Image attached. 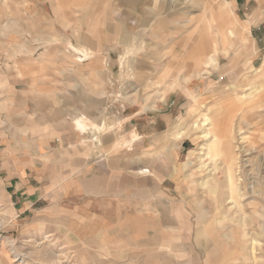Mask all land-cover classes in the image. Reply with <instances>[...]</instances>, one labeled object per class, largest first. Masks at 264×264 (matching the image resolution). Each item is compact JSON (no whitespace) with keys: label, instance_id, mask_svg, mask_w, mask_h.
I'll return each instance as SVG.
<instances>
[{"label":"crops","instance_id":"crops-1","mask_svg":"<svg viewBox=\"0 0 264 264\" xmlns=\"http://www.w3.org/2000/svg\"><path fill=\"white\" fill-rule=\"evenodd\" d=\"M29 1L11 0L16 8L9 16L8 0H0V246H54L58 235L80 246H169L162 236L200 234L184 219L187 91L203 81L213 92L210 108H232L230 92L243 84L249 59L241 60L242 54L233 63L228 56L219 68L206 67L207 51L191 49L195 61L186 64L187 51L155 42L132 71L152 79L160 70L166 88L158 106L148 82L121 101L115 95L134 85L120 78L139 37L131 29L176 26L178 14H164L170 3L95 0L112 30L93 36L87 29L63 31L76 11H89L90 0ZM225 2L253 28L251 51L257 50L250 57L257 68L264 61L256 30L264 24V0ZM25 11L36 12L37 20L26 25ZM108 44L112 53L124 51L123 57L110 56ZM181 74L188 84L174 81ZM217 124L225 130L216 138H228L226 117ZM225 155L232 156L231 147ZM226 168L232 176V164ZM31 237L48 242H21ZM199 241L172 246L197 249ZM222 242L218 238L215 245Z\"/></svg>","mask_w":264,"mask_h":264},{"label":"rangeland","instance_id":"rangeland-1","mask_svg":"<svg viewBox=\"0 0 264 264\" xmlns=\"http://www.w3.org/2000/svg\"><path fill=\"white\" fill-rule=\"evenodd\" d=\"M166 1L170 3L169 9L162 12L178 14V24L169 28L166 25L130 28L139 37L130 48L132 59L125 65V76L120 78L121 82L134 85L122 89L120 97L115 95L116 98L121 101L129 99L133 89L148 82V91L153 93V106H158L161 91L166 88L159 80L160 70L152 79L146 75H135L132 71L141 62L143 52L157 44L155 42L175 44L181 52L187 51L190 57L185 56L186 64L195 61L191 58V49L196 53L207 51L206 67L219 68L220 62L230 61L228 56L232 57L233 63L238 62L242 54L245 55L241 60L249 59L246 73L243 77L240 75L243 84L233 86L230 92L232 108L226 109L224 103L222 107L210 108L209 95L213 92L203 81L194 82L192 91H187L191 101L183 118L184 136L187 138L184 219L186 226L201 229L200 234L162 236L168 237L169 246H80L75 242L65 243L58 235L51 241L54 246H0V264H264V61L259 60L257 68H253L251 57L257 50L253 48L251 51L253 28L242 21L241 13L239 17L225 0ZM8 2L12 11L7 13L15 15V4L12 5L11 0ZM101 9L95 0H90L89 11H76L73 24L63 31L79 34L87 29L93 36L110 33L112 28L108 23L111 20L102 18L105 12ZM34 14L37 13L25 11L26 25L37 20ZM84 22H89V26L82 25ZM256 28L262 38L259 45L264 48V24ZM168 29L172 30L169 37L166 36ZM212 44L213 50L210 49ZM109 45L105 50L110 52V56L123 57L124 51L117 49L113 54ZM164 62L154 67L162 66ZM184 75L174 81L188 84L189 78ZM234 76L237 77L236 74ZM136 93L139 95L140 91ZM109 114H112V108ZM221 117H226L230 123L231 135L228 138L215 136L218 137L220 130H225L221 126L217 128ZM227 146L232 148L231 157L225 155ZM228 163L233 166L232 176L226 171ZM230 178L234 180L232 186ZM242 179L248 182L247 185H241ZM155 237L151 235L149 239ZM218 238L223 242L217 246L215 241ZM40 239L31 237L21 242H48V238ZM197 239L203 244L197 249L195 246H172L177 242L190 244Z\"/></svg>","mask_w":264,"mask_h":264}]
</instances>
